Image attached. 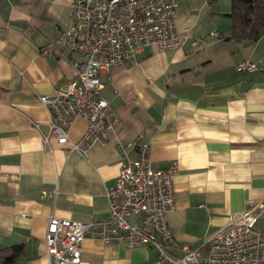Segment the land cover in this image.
<instances>
[{"label": "crops", "instance_id": "obj_1", "mask_svg": "<svg viewBox=\"0 0 264 264\" xmlns=\"http://www.w3.org/2000/svg\"><path fill=\"white\" fill-rule=\"evenodd\" d=\"M70 2L0 0V250L22 246L17 264H50V217L106 219L107 188L143 142L155 167L179 165L167 216L174 255L202 247L245 211L259 214L264 233V36L230 39L231 0H178L175 25L188 39L178 50L149 47L101 75L100 97L118 123L83 155L54 136L45 144L52 117L40 103L76 79L80 54L58 44L73 25ZM245 61L261 70L238 72ZM86 129L78 118L70 140ZM157 256L87 239L81 264H155Z\"/></svg>", "mask_w": 264, "mask_h": 264}, {"label": "built area", "instance_id": "obj_2", "mask_svg": "<svg viewBox=\"0 0 264 264\" xmlns=\"http://www.w3.org/2000/svg\"><path fill=\"white\" fill-rule=\"evenodd\" d=\"M177 6L178 0H71L73 25L58 44L79 53L81 59L76 64V79L64 92L40 97L52 117L45 144L54 136L60 144H69L70 150L86 155L94 143L110 140L118 117L100 97L105 87L101 75L136 62L149 47L180 49L188 37L175 25ZM258 70L261 67L251 61L237 68L248 73ZM78 118L86 121L87 129L73 143L69 131ZM136 149V157L121 166L115 185L106 191L109 212L105 220L50 217L46 237L50 264H81L87 239L106 245L121 243L127 248L149 245L158 253L155 264H264V233L255 226L259 214L255 217L250 211L232 216L202 247L183 245L182 254L174 255L167 216L176 208L178 162L157 168L148 143H139Z\"/></svg>", "mask_w": 264, "mask_h": 264}, {"label": "trees", "instance_id": "obj_3", "mask_svg": "<svg viewBox=\"0 0 264 264\" xmlns=\"http://www.w3.org/2000/svg\"><path fill=\"white\" fill-rule=\"evenodd\" d=\"M231 40L257 42L264 36V0H231ZM22 246L0 250V264H17Z\"/></svg>", "mask_w": 264, "mask_h": 264}, {"label": "rangeland", "instance_id": "obj_4", "mask_svg": "<svg viewBox=\"0 0 264 264\" xmlns=\"http://www.w3.org/2000/svg\"><path fill=\"white\" fill-rule=\"evenodd\" d=\"M215 35H217L218 36V34L217 33H214ZM137 146V145H136ZM136 148V147H135ZM150 155H151V151H150ZM114 185H115V183H114ZM113 185V186H114ZM113 186H111V187H113ZM108 188H110V187H108ZM107 188V189H108ZM246 212V211H245ZM250 212H252L253 213V215H255V217H256V214L254 213V210H250ZM242 213H237V214H233V215H231L230 216V218H229V220H228V224H229V222H231V217L232 216H240ZM55 217V216H54ZM107 218V217H106ZM72 220V219H71ZM105 220V219H104ZM73 221H75V220H73ZM81 222V221H80ZM90 222H92V221H90ZM257 222H258V218H257V221H256V224H255V226H257ZM48 223H49V221H48ZM227 224V225H228ZM226 225V226H227ZM47 230H48V228H47ZM261 231V230H260ZM262 232V231H261ZM46 237H47V234H46ZM93 240H95V239H93ZM45 246H46V249H47V252H48V255H49V250H48V247H47V245H46V239H45ZM140 247H149V248H152L153 249V247H151V246H149V245H144V246H140ZM140 247H135V248H140ZM131 249H133V248H131ZM82 251H83V247H82ZM49 259H50V257H49Z\"/></svg>", "mask_w": 264, "mask_h": 264}]
</instances>
